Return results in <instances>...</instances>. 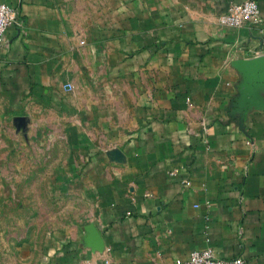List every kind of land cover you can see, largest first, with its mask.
Returning a JSON list of instances; mask_svg holds the SVG:
<instances>
[{"label":"crops","instance_id":"1","mask_svg":"<svg viewBox=\"0 0 264 264\" xmlns=\"http://www.w3.org/2000/svg\"><path fill=\"white\" fill-rule=\"evenodd\" d=\"M243 1L75 15L88 0H0L22 19L0 46V117L54 107L100 185L101 247L86 231L53 264H185L206 247L264 264V0L259 23L219 21Z\"/></svg>","mask_w":264,"mask_h":264},{"label":"rangeland","instance_id":"2","mask_svg":"<svg viewBox=\"0 0 264 264\" xmlns=\"http://www.w3.org/2000/svg\"><path fill=\"white\" fill-rule=\"evenodd\" d=\"M88 1L74 4V14L95 11ZM32 106L0 117V264H53L101 206L100 185L84 151L67 142L63 117Z\"/></svg>","mask_w":264,"mask_h":264},{"label":"built area","instance_id":"3","mask_svg":"<svg viewBox=\"0 0 264 264\" xmlns=\"http://www.w3.org/2000/svg\"><path fill=\"white\" fill-rule=\"evenodd\" d=\"M259 12V5L255 0L231 3L227 10L219 17V21L225 26L241 28L259 23L261 21L259 19ZM13 24L22 25L18 9L6 3H0V46L6 43L8 29ZM249 143L251 142L249 141ZM171 174L177 176L179 171L174 170ZM182 183L189 186L191 185V180L189 177H186ZM185 264H244V260L241 257L219 258L211 247H206L192 251Z\"/></svg>","mask_w":264,"mask_h":264},{"label":"water","instance_id":"4","mask_svg":"<svg viewBox=\"0 0 264 264\" xmlns=\"http://www.w3.org/2000/svg\"><path fill=\"white\" fill-rule=\"evenodd\" d=\"M240 129L245 132L244 126H241ZM87 234H88L87 242L90 241V240H95V244L94 245H96L97 247H101L103 241H102V239L100 237L98 229L96 228V226L94 224H91L87 228Z\"/></svg>","mask_w":264,"mask_h":264}]
</instances>
